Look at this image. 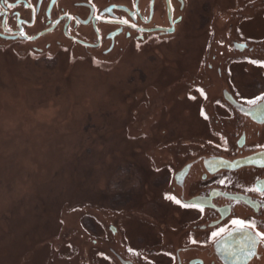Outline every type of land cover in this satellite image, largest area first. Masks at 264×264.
Instances as JSON below:
<instances>
[{"label":"flooded vegetation","instance_id":"obj_1","mask_svg":"<svg viewBox=\"0 0 264 264\" xmlns=\"http://www.w3.org/2000/svg\"><path fill=\"white\" fill-rule=\"evenodd\" d=\"M200 24L206 48L178 99L199 116L196 139L156 150L133 197L85 207L83 238L49 264H264V0H0V54L155 56Z\"/></svg>","mask_w":264,"mask_h":264},{"label":"rangeland","instance_id":"obj_2","mask_svg":"<svg viewBox=\"0 0 264 264\" xmlns=\"http://www.w3.org/2000/svg\"><path fill=\"white\" fill-rule=\"evenodd\" d=\"M203 26L155 56L136 48L106 59L18 48L0 54V245L30 229L2 252L7 264L59 258L66 240L83 238L85 207H102V197L116 192L133 197L146 182L139 172L145 178L144 168L162 159L156 150L196 139L190 131L199 116L178 99L189 94L183 77L200 68L195 50L206 48L211 29Z\"/></svg>","mask_w":264,"mask_h":264},{"label":"bare ground","instance_id":"obj_3","mask_svg":"<svg viewBox=\"0 0 264 264\" xmlns=\"http://www.w3.org/2000/svg\"><path fill=\"white\" fill-rule=\"evenodd\" d=\"M112 160H114V162H116V166H117V160L118 159H116V158H114V159H112ZM116 166L115 167H111V169H112V171L110 172L111 174H113V170H115V168H116ZM108 174V176L109 175H111V174ZM108 183V185L110 184V182H107ZM74 184V183H73ZM112 187V185H110V187L109 188H111ZM52 201V200H51ZM22 204H23V202L22 201H20ZM21 205V204H20ZM32 229V228H31ZM30 231V229H26V230H20V232L16 235V239H12V238H10L7 242H5L3 245H0V264H1V262L2 261H4V263L5 264H7L6 262H7V260H4L7 256H4L5 258H3L2 256V252L4 251V252H6V251H9V250H11V247L12 248H15L17 245H16V243H17V241H21V240H25V238H26V234H27V232H29ZM2 232H4V231H2ZM1 235H6V233H2ZM3 236H2V239L1 240H4L3 239ZM6 238H7V236H6ZM0 240V241H1ZM4 242V241H3ZM2 242V243H3ZM10 245V246H9ZM7 246H9L8 248H6Z\"/></svg>","mask_w":264,"mask_h":264},{"label":"snow or ice","instance_id":"obj_4","mask_svg":"<svg viewBox=\"0 0 264 264\" xmlns=\"http://www.w3.org/2000/svg\"><path fill=\"white\" fill-rule=\"evenodd\" d=\"M258 99L264 100V97H259ZM252 103H255V101H252ZM234 223L237 225L239 228H251L255 230L258 225L255 222L252 221H242V220H236ZM259 227H264V225H259ZM257 236H264V233H261L260 231H256L255 233ZM218 235V233H213V236Z\"/></svg>","mask_w":264,"mask_h":264}]
</instances>
